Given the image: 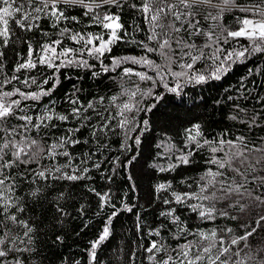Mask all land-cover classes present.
Here are the masks:
<instances>
[{"label": "snow or ice", "instance_id": "1", "mask_svg": "<svg viewBox=\"0 0 264 264\" xmlns=\"http://www.w3.org/2000/svg\"><path fill=\"white\" fill-rule=\"evenodd\" d=\"M26 3L32 11H25L24 2L17 4L16 0H0V47H8L12 37L17 36L13 25L23 32L38 29L39 24L36 22L42 17L36 14H43L44 17L52 20L53 27H58L64 21L79 23L78 17H69L61 8V5L65 8L74 6L81 8L83 15L90 17V22L99 25L105 33L95 36L92 33L85 35L63 27L59 32L60 36L76 43H83L84 47L80 51H87L90 57L100 61L103 72H114L125 63L140 65L148 71L123 67L120 74L121 80L124 83H132L134 87L129 89L122 83L119 94L109 98L108 107L103 106L105 97L89 101L83 111L81 107L76 106L80 103L79 99L70 100L73 105L71 116L78 122H82L81 127H88L94 118L93 115H88L89 110H92L100 120L96 127L90 128L89 138L84 140L77 138L81 128L75 127L67 129L65 134L58 138L53 137L50 144L45 136L40 135L41 129L56 127L54 123L56 120L67 122L69 115L57 113L46 106L42 114L33 116L28 114L30 105L22 107V103L38 102L42 97L50 96L59 84V80L53 75L44 78L42 83L38 84L35 77L29 76L21 80L20 76L12 75L0 81V264H25L23 254L34 251L30 245L34 243L33 234L36 229L28 220L19 218V214L26 211L25 198L18 194L21 185L25 182L35 185L30 188L27 196L33 200H47L48 190L51 188L49 180L76 182L90 179L87 174L91 169L85 165L92 159L94 153L87 154L86 159H82L79 165H74V158L68 151V145L74 147L82 143L88 144L91 139L95 141L97 147H107L106 144L102 145V140L106 139L109 133L119 134L117 130H123L121 149L127 151L131 147L127 141L133 140L131 133L143 131L136 121V116L141 111L150 112L155 105L141 109L139 100L136 98L154 96V99L159 101L163 94L154 95L151 88L142 90L138 82L132 81V77L137 78L139 82L151 81L153 85L162 84L167 92L178 93L186 84H200L208 79L219 80L231 70L232 64L243 62L256 54L264 55V0H255L250 5H241L238 0H137L129 5L127 0H124V4L134 9L140 17V22L134 25V30L144 33V39L132 38L129 42L137 45L144 55L113 57L111 65H105L102 58L112 51L113 45L125 40L131 34L121 22L119 14L107 11L101 14L97 10L109 5L120 8L122 0H26ZM234 9L251 15L237 17L236 23L239 27L236 30H230L219 22L226 12ZM202 21L212 22L209 30L206 31L201 27ZM43 34L48 35L46 32ZM200 37L205 38L203 45L196 43ZM241 39L248 41V44H238ZM17 40L26 43L27 57L15 66V73L36 69L38 65L53 69L54 72H58L62 67L70 66L95 67L87 60L69 59L70 54L76 51L73 48H60L58 51V47L62 44L59 39L39 44V51L32 42L23 41L19 36ZM233 41L237 42L238 47L226 49L222 46ZM213 45L216 47L213 48ZM205 49H211V52L206 53ZM149 54L159 57L161 62L152 59ZM3 57L4 52L0 51V59ZM201 60L211 61V64L206 65V71L196 69L197 63ZM175 67H179L180 71H175ZM2 68L3 65L0 64V69ZM149 71L154 75H149ZM252 72L253 70L249 69V75ZM92 75L95 76L98 73L93 72ZM169 77L175 80V86H170ZM124 78H128L127 81ZM13 81L23 84L26 88L37 85L39 90L24 91L19 87L5 90V86ZM50 81L54 82L50 88L45 89L43 85ZM122 97L126 99L118 103ZM260 103L264 105V97H260ZM97 105L101 107L98 108ZM236 107L238 112H244L247 115V110L238 105ZM262 112L264 109L255 112L249 120H242L241 123L247 124L250 129L264 127L258 123L259 120L264 119ZM104 113L108 115L105 116ZM13 119L21 123L11 125L10 121ZM231 119L236 120L237 116H232ZM142 123L146 127L149 121L144 119ZM186 132L188 133L187 142L195 144L193 151L211 146L209 150L212 155L206 163L215 168H207L200 176L197 182L198 192H172L171 196L175 203L186 204L202 221H215L218 217L238 220L239 217L230 215L228 209H235L240 213L251 209L264 210V137L260 138V144L250 145L244 135L228 139L230 134L224 133L214 141L204 139L201 143L197 140V137L202 135L199 124L193 125ZM32 133L36 135L33 136ZM133 142L139 145L140 136L137 135ZM193 151L178 156L175 164H169L168 168L161 167L159 171L174 170L180 164L188 165L192 162L190 157ZM58 156L67 158V163L54 167H48L42 163L45 159L54 160ZM134 159L135 156L132 157V160ZM132 160L128 163L130 164ZM32 164H36L37 168L32 169ZM112 164L115 172L122 162L119 157H116ZM21 166L23 171H20ZM92 167L100 169L101 165L95 163ZM170 188V182L156 185L157 192ZM88 190L99 198L101 209L109 204V193L97 192L95 188ZM65 198V192H59L52 197V202L56 204V212L62 216L68 215L60 203ZM191 200H196L198 203H189ZM163 202L170 204L172 200L165 199ZM217 203L224 204L225 210H218ZM113 207L114 211L108 216L98 238L91 242L88 253L89 264L95 262L97 248L111 235L112 220L120 211L114 205ZM82 209L83 206H81ZM123 209L132 210L127 204L123 205ZM175 212L176 209H170L161 212L160 215L171 217L172 223L179 224L180 217L176 216ZM256 225L257 227L249 231L247 225L241 223L239 226L244 231L240 235H236L232 228L219 230L212 228L210 231L197 228L189 233L195 239L178 244L171 253L159 260L156 254L167 252L164 244L152 240L149 245L144 246V251L149 254L147 258L153 264H264V238L258 242L255 250L249 239L258 228L264 226V215L259 216ZM140 227L141 225L138 224L137 228ZM17 228L24 229L22 236L15 231ZM179 231L183 234L188 232V228L184 226ZM160 234L159 229L150 230L148 233L155 236ZM55 239L60 241L62 237L56 236Z\"/></svg>", "mask_w": 264, "mask_h": 264}, {"label": "trees", "instance_id": "2", "mask_svg": "<svg viewBox=\"0 0 264 264\" xmlns=\"http://www.w3.org/2000/svg\"><path fill=\"white\" fill-rule=\"evenodd\" d=\"M22 2L25 4V11H32L26 0H16L17 4ZM135 2L137 0H127L129 5ZM238 2L241 5H250L255 0H238ZM61 8L66 11L69 17H78L80 22L64 21L58 27H53L52 20L44 17L43 14H36L42 17L40 21L36 22L39 24V28L32 32H23L13 25L17 36L21 37L23 41L32 42L37 51H39V44L59 39L62 44L58 47V51L60 48H73L76 50L74 53L77 57L87 60L90 65H95L94 68L70 66L62 67L58 72H54L53 69L38 65L36 69L15 73V66L27 57L26 43H22L17 40V36H13L8 47H0V51L4 52V57L0 59V64L3 65V68L0 69V81L10 78L12 75L20 76L21 80L29 76L35 77L38 84H41L44 78L53 75L59 80V84L53 89L50 96H44L38 102L22 103V107L30 105L28 114L33 116L42 114L46 106L57 113L69 115L67 122L56 120L54 121L56 127L41 129L40 135L45 136L49 144L53 137L58 138L64 135L67 129L75 127L81 128L77 138L81 140L89 138L90 128L96 127L100 118L95 116L92 110H89L88 115H93L94 118L88 127H81L82 122H78L71 116L73 105L70 100L79 99L80 103L76 106L81 107L83 111L89 101L105 97L103 106L108 107L109 98L119 94L122 83L129 89L134 87L130 82L124 83L120 74L123 67L129 65L133 68L136 66L125 63L114 72H103L100 61L90 57L87 51H80L84 47L83 43H76L62 37L59 32L61 28L68 27L73 32L85 35L92 33L95 36L104 34L105 30L99 25L91 23L90 17L84 16L83 10L79 7L65 8L61 5ZM106 11L119 14L121 22L131 35L113 45L112 51L106 53L102 58L103 63L111 65L113 57L144 55L137 45L129 42L132 38L144 39L143 32L134 30V25L140 22L139 14L126 6L124 0H122L120 8L109 5L97 10L101 14ZM244 15L250 16L251 14L241 13L234 9L226 12L219 23L230 30H236L239 27L236 23L237 17L242 18ZM211 24V21H202L201 27L207 31ZM45 32L48 35H44ZM196 43L203 45L205 38H198ZM238 44L247 45L248 41L241 39ZM238 44L233 41L222 46L231 49L238 47ZM215 47L216 45H213V48ZM205 52L210 53L211 49H205ZM149 55L157 62H161L159 57ZM207 64H211V61H199L196 65L197 71H206ZM249 69L253 70L251 75H249ZM93 72H97L98 75L93 76ZM242 78L244 79L242 80ZM124 79L127 81L128 78ZM132 81L139 83L136 78ZM53 82L50 81L43 87L50 88ZM16 87L24 91L39 90L37 85L26 88L16 81L5 86V90H12ZM140 88L144 91L154 88V95H163L159 101H156L154 96L143 98L138 96L136 98L139 100L141 109L149 105H155V107L150 112L141 111L136 116V121L143 131L138 130L131 133L133 140L127 141L131 145L129 150L121 149L123 130H117L119 134L109 133L108 137L102 140V145L106 144L107 147H97L95 141L91 139L88 144L82 143L74 147L68 145V151L74 158V165H79L82 159H86L87 154L94 153L92 159L88 160L85 165L91 169L87 174L90 179L76 182L49 180L51 188L48 190L47 200H33L27 196L30 188L35 185L25 182L18 189V194L26 201V211L19 214V218L28 220L36 229L33 234L34 243L30 245L34 251L23 254L25 264H77V262L89 264L88 253L91 242L98 238L108 216L114 211L113 205L120 211L112 220L111 235L97 248L96 260L93 264H153L147 258L149 254L144 251V246L149 245L152 240L164 244L167 249L166 253L156 254L157 260H159L171 253L178 244L195 239L189 233L197 228L206 231H210L212 228L218 230L232 228L236 235H240L244 231L239 226L241 223L247 225L249 231L251 228L257 227L256 220L259 216L264 215V210L251 209L240 213L238 210L228 209L230 215L238 216L239 219L231 220L218 217L215 221H202L186 204H176L171 193L198 192L197 182L200 180V176L207 168H215V166L206 163L212 155L209 150L211 146L193 151L195 144L187 142L188 133L186 130L192 128L193 125H200L202 135L197 137V140L201 143L204 139L214 141L224 133L230 134L228 139L244 135L250 145L261 143L260 138L264 137V127L250 129L247 124L241 123V121L249 120L255 112L264 109V105L260 103V97H264V55L256 54L243 62L232 64L231 70L219 80L208 79L200 84H186L178 93L167 92L162 84L153 85L152 82L150 85L142 84ZM124 99L126 97H122L118 103ZM237 105L247 110V115L244 112H238ZM97 107L101 106L97 105ZM110 110L115 111V109ZM104 115L107 116L108 113H104ZM232 116H237V119H231ZM144 119L149 121L146 127L142 123ZM18 123L21 122L15 119L10 121L11 125ZM258 123L264 125V119L259 120ZM32 135L36 134L32 133ZM137 135L141 139L139 145L133 142ZM36 138L39 139V137ZM189 151H193V155L190 157L191 163L180 164L174 170L159 171L161 167L168 168L169 164H175L178 156L187 154ZM133 156H135L134 160H132ZM116 157L120 158L122 164L114 172L112 161ZM129 160H132L130 164ZM42 163L45 166L54 167L67 163V158L58 156L54 160L45 159ZM95 163L101 165L100 169L92 167ZM31 168L36 169L37 165L32 164ZM20 171H23V166ZM169 182L171 183L170 189L156 191V185ZM89 188H95L100 193H109V204L101 209L99 198L90 192ZM59 192L66 193L65 200L60 203L64 212L68 214L67 216L58 214L56 204L52 202V197ZM165 199H170L172 202L165 204L163 202ZM189 203L195 204L198 201L191 200ZM124 204L129 205L132 210H124ZM81 206H83L82 210ZM216 207L218 210H225V205L222 203H217ZM170 209H176L175 215L180 217L179 224L172 223L171 217L160 215L161 212ZM138 224L141 225L139 229L137 228ZM162 225L163 227H161ZM184 226H187L188 232L182 234L179 229ZM154 229H159L161 234L159 236L148 235L149 231ZM15 231L22 236L24 229L17 228ZM56 236L62 237V240L56 241ZM262 238H264V226L258 228L253 237L249 238L253 250Z\"/></svg>", "mask_w": 264, "mask_h": 264}, {"label": "rangeland", "instance_id": "3", "mask_svg": "<svg viewBox=\"0 0 264 264\" xmlns=\"http://www.w3.org/2000/svg\"><path fill=\"white\" fill-rule=\"evenodd\" d=\"M104 38L106 39L107 38V36H104ZM69 59H74V60H76V59H81L80 57H77L76 55H75V53L73 52L72 54H70V56L68 57ZM62 60L64 59V58H61ZM129 66V65H128ZM128 66H126V67H128ZM129 67H131V66H129ZM135 70H137V71H148V69H146V68H144V67H142V66H140V65H136L135 67H133ZM174 70L175 71H180V69H179V67H175L174 68ZM149 75H154V73L153 72H151V71H149ZM135 77H132V79H134ZM137 79V78H136ZM169 82H170V86H175V80H173L172 78H170L169 77ZM150 83H151V81H145V82H139V85H142V84H146V85H150ZM184 87V86H183ZM182 87V88H183ZM155 88V87H154ZM154 88H152V90L154 91Z\"/></svg>", "mask_w": 264, "mask_h": 264}]
</instances>
